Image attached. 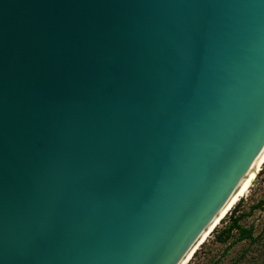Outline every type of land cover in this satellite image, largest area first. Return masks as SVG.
I'll use <instances>...</instances> for the list:
<instances>
[{
  "label": "water",
  "instance_id": "1",
  "mask_svg": "<svg viewBox=\"0 0 264 264\" xmlns=\"http://www.w3.org/2000/svg\"><path fill=\"white\" fill-rule=\"evenodd\" d=\"M264 159V0H0V264H186Z\"/></svg>",
  "mask_w": 264,
  "mask_h": 264
},
{
  "label": "rangeland",
  "instance_id": "2",
  "mask_svg": "<svg viewBox=\"0 0 264 264\" xmlns=\"http://www.w3.org/2000/svg\"><path fill=\"white\" fill-rule=\"evenodd\" d=\"M244 197L234 205L232 210L220 221L210 236L196 250L188 264H260L261 246L249 240L237 242V232L233 231L230 239L219 243L216 235L231 222V217L244 215L239 221L242 227L253 230L254 236L264 232V163L252 181ZM262 205L260 208H254ZM234 214L230 217L233 210Z\"/></svg>",
  "mask_w": 264,
  "mask_h": 264
},
{
  "label": "trees",
  "instance_id": "3",
  "mask_svg": "<svg viewBox=\"0 0 264 264\" xmlns=\"http://www.w3.org/2000/svg\"><path fill=\"white\" fill-rule=\"evenodd\" d=\"M262 205H257L254 208H260ZM234 212H237L235 209L231 212L230 217L234 214ZM235 215V214H234ZM231 217V222L229 223L228 226L224 227L216 236V240L219 243H225L227 242L230 237L232 236V232L236 231L237 232V242L249 240L251 243H258L261 246V249L259 251V257H261V262L260 264H264V232L261 235H257L256 237L254 236L253 230L250 228H245L242 227L239 224V221L242 219L244 215H237Z\"/></svg>",
  "mask_w": 264,
  "mask_h": 264
},
{
  "label": "bare ground",
  "instance_id": "4",
  "mask_svg": "<svg viewBox=\"0 0 264 264\" xmlns=\"http://www.w3.org/2000/svg\"><path fill=\"white\" fill-rule=\"evenodd\" d=\"M263 163H264V159H263L262 163L260 164V166L258 167L257 172L260 170V168H261V166H262ZM255 176H256V172H255V174L253 175V177H252V179H251V181H250L248 187H247L246 190L243 192V194L240 196V198H242V197H244L245 195H247L246 193L248 192L249 188L251 187L252 181L254 180ZM240 198L234 203V205L240 200ZM234 205L229 209V211L232 210V208L234 207ZM229 211H228V212H229ZM228 212L223 216V218L228 214ZM223 218H222V219H223ZM222 219H221V220H222ZM221 220H220V221H221ZM220 221H219V223H220ZM219 223L216 225V227L219 225ZM216 227H215V228H216ZM215 228H214V229H215ZM214 229L212 230V232L214 231ZM212 232H210V234H211ZM210 234L206 236V239L210 236ZM206 239H205V240H206ZM205 240H204V241H205ZM191 258H192V257L189 258V260L187 261L186 264H188V262L190 261Z\"/></svg>",
  "mask_w": 264,
  "mask_h": 264
}]
</instances>
